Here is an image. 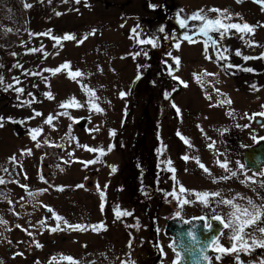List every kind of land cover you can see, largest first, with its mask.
Segmentation results:
<instances>
[{
	"label": "rangeland",
	"instance_id": "rangeland-1",
	"mask_svg": "<svg viewBox=\"0 0 264 264\" xmlns=\"http://www.w3.org/2000/svg\"><path fill=\"white\" fill-rule=\"evenodd\" d=\"M16 3L36 10L29 27L22 16L8 25ZM211 9L226 10L232 18L225 23L254 28L243 39L235 30L223 37L210 33L227 60L218 59L212 47L206 53V38L193 35L200 21L189 20L188 29L177 22L178 15L186 18L201 10L217 18L220 14ZM263 11L257 0H0V51L12 52L0 57V264H69L64 257L77 264H174L177 257L171 239L163 235L164 222L177 212L191 216L205 205L193 193H220L208 198L215 207L224 197L243 204L254 201L255 189L262 202L264 176H254L256 171L246 166L241 170L237 161L245 165L244 152L264 137V117H253L264 112V59L259 58L264 54ZM23 26L31 37L17 44L8 30L22 32ZM185 32L197 42L184 40ZM65 34L75 39L65 41ZM50 37L61 38V43ZM149 37L156 38V47L137 43ZM237 50L241 56L234 62ZM243 56L257 58L245 61ZM3 60L8 68L1 66ZM66 62L70 67L54 74ZM76 70L82 76L69 78ZM146 77L154 90L148 99L140 95ZM73 98L80 107H61ZM225 100L231 103H221ZM80 120L84 124L79 127ZM97 157L96 163H83ZM217 161H227L237 175L232 177ZM247 177L258 183L248 186L242 182ZM97 185L105 194L103 211ZM180 186L189 191L180 193ZM171 193L190 203L181 207ZM117 208H130L131 215L117 219ZM53 212L63 220L57 221ZM63 221L102 223L104 229L73 231ZM57 223L63 230L52 232ZM253 237L260 238L252 232L246 237L249 244ZM231 254L220 260L216 255L209 264H238ZM260 261L264 248L252 255L239 252L242 264Z\"/></svg>",
	"mask_w": 264,
	"mask_h": 264
},
{
	"label": "snow or ice",
	"instance_id": "snow-or-ice-1",
	"mask_svg": "<svg viewBox=\"0 0 264 264\" xmlns=\"http://www.w3.org/2000/svg\"><path fill=\"white\" fill-rule=\"evenodd\" d=\"M77 3L80 2V0H76ZM242 2V0H237V3ZM257 2L261 3L262 5H264V0H257ZM31 7V5H25V8ZM154 7V6H153ZM210 11L212 12H217L220 15L217 16V18L212 19L207 17L206 15H204L203 10L198 11L197 13L192 14L190 17H186V18H180L179 15L177 16V22L179 24V27L182 29H188L189 28V24L188 21L189 20H193V21H200V24L196 26V31L193 33V35H199V36H203L206 39L203 41L204 45H205V52L207 53V50L209 47H212L214 50H216V55L217 58L220 60H227L228 57H226L225 55H223V52L220 51L217 47V41L210 35V33H218L221 37L225 36L227 33H229L231 30H235L238 33H241V39H243V33H254V28L250 25H248L247 23L244 24H239V23H225V20H231V16L227 13L226 10H219V9H211ZM57 15H60V13H57ZM222 17V18H221ZM8 31H11L10 29ZM159 31L161 33H163L165 31V29L163 27H161L159 29ZM133 33L136 34L137 36L139 34L136 33V30L133 29ZM94 34V32L92 33ZM41 35H49L50 33H43ZM52 39L55 40L56 45H59L61 43V38L58 37H50ZM87 37H85L86 39ZM63 40L67 41V40H73L75 39L74 36H72L71 34H65L62 37ZM183 39L187 40L190 44L191 43H196L197 41L193 39V36L188 35L187 32L184 33L183 35ZM82 42V41H81ZM137 43L141 44V45H151L152 47H156L157 46V40L155 37H149V38H138L137 39ZM176 48L179 49L180 45L179 43H177ZM33 51H37L36 49H33ZM141 53H136L135 55H140ZM144 55H147V53H143ZM235 55L237 56H241L240 51H236ZM206 58H211L206 56ZM245 61L249 60V59H256L257 57H248V56H243L242 57ZM260 59H264V54H262L261 57H259ZM175 63L178 66L179 65V59L175 58ZM70 66L69 64L66 62L64 65H61L60 67L56 68L55 70H52L55 73H59L62 71V69H68ZM227 67L231 68V67H239L238 65H231L228 64ZM245 71L251 72L253 71V69L251 68H246L243 69ZM48 71V70H46ZM169 75H171V71L169 72ZM204 75H214L212 73H204ZM82 73L79 70H76L74 72H69V78L76 80L78 77H81ZM195 76V74H194ZM141 77L139 75H137L136 79L139 80ZM173 79H178V77L173 76ZM197 81L200 82V78L196 77ZM18 82V81H17ZM181 83H184L183 81H181ZM0 84H3V78L0 77ZM185 86H187L185 84ZM12 85H8V88H12ZM253 87L255 88V85H253ZM17 93H21L23 92L22 88H15L14 89ZM215 91H219V89H215ZM90 99L93 98L94 94L89 93ZM121 98H123L125 96L124 92L120 93ZM48 98L51 99V95H48ZM165 98H168V94H165ZM210 98V97H208ZM221 103H231V100H225L222 101ZM75 105L76 107H80V105L75 101V99L73 98L70 102L68 103H64L61 104V107H71ZM172 107L176 108V105L173 104ZM264 107V106H262ZM93 108L95 109L96 112H101L102 109H100L98 106L93 105ZM177 112H179V109L177 108ZM36 116L41 115L40 113H36ZM255 116H261L264 117V112L261 113H255L253 114V117ZM3 118L0 117V121H2ZM52 121V117L50 116L48 118V120L46 121V123H51ZM0 127H3V124L0 123ZM34 134L32 135V139L36 140L37 134L39 133V129L37 130H33ZM179 135V134H178ZM181 139L184 140V142L186 144H189V142L187 141L186 138L181 136ZM261 140H264V137L260 138ZM254 141H257L256 137H253ZM258 142V141H257ZM189 146H191L189 144ZM85 147V149L87 151H91V152H99L100 155H105L106 153L104 152L103 149H92V148H88V146H83ZM209 148H212L213 145L210 144L208 145ZM109 150H111V148H109ZM13 160L15 158H12ZM182 159H184L185 161L189 160L190 158L188 156H184L182 157ZM99 157H97L96 160H92V161H87V162H83L86 165L87 164H92V163H96L98 162ZM169 165L171 164L170 161L167 162ZM196 163L198 164V166L203 169L206 173L208 172V169L202 164L200 163L199 159L196 158ZM218 165L225 169V171L230 172L232 177H235L237 175L236 171H232L231 169L228 168V163L227 161L224 162H220L217 161ZM237 165L241 170H244L245 165L241 164L239 161H237ZM170 172H174L175 169L169 167L167 169ZM116 168L112 167V172H115ZM254 176L256 175V173L253 174ZM259 175L264 176V172L259 173ZM227 177H225L226 179ZM215 182V181H214ZM244 183H247L248 186L251 185H255L257 184V180H255L252 177H247L246 181H242ZM4 183L3 179H0V184ZM77 187H83V185H78ZM260 188H264V182H261L259 184ZM105 188H107V185H105ZM59 190H63L62 188ZM255 190V189H254ZM97 191L100 193V197H101V210L103 211L104 208V198H105V194L103 191L100 190L99 185H97ZM189 190L185 189L183 186H180L179 188V192L180 193H185ZM194 195L197 196V198L205 204V206L208 205V198L211 197H218L220 196V193L216 192V193H193ZM31 195V193H30ZM169 195H173L174 198H176L180 204V206L182 207L185 204L190 203L189 200L187 199H183L180 197H177L175 195V193H171ZM262 201H264V196L261 197ZM220 203H223L224 205L230 206L232 208V211L228 214V218L225 219L223 217H221L220 215H213L211 217L212 220L218 221L224 229H231L232 230V235L229 237V240L232 242L231 243V247L230 248H226L224 246H222L221 244H219L218 240L216 238H213L211 241V246L213 247V249L218 252V253H223V254H227V253H235L237 255V260H238V264H242V262H239V252L240 251H244L245 253H249L250 251L254 250L255 247H260V248H264V202H262L259 206L256 205L252 200H248L247 203L250 207H245V208H241L238 204H235L233 200H222L220 201ZM49 212H52V209H48ZM115 211V215L117 219H120L122 216H129L131 215V213L127 212V211H121L118 208L114 209ZM177 216L180 215L179 212L176 213ZM53 216L57 221H62L63 218L59 217L58 215H56L53 212ZM199 219L204 220V217H199ZM2 222V221H0ZM43 223V222H41ZM187 223V221H186ZM64 227L67 229H71L73 231H84L86 230V227H90L92 231H99V230H103L104 229V225L101 223L99 225H90V226H85V225H71L68 224L67 221H63ZM19 227V225L17 226ZM204 227L206 229H211L212 228V224L211 223H205ZM249 229L254 230L255 232L260 234V238L257 239L256 237H253L251 240V244L248 243V240L246 239V237L250 236L251 233L248 231ZM63 230L61 228L60 223H57L56 227L51 228L52 232H57V231H61ZM188 236L191 237L193 240H195V236L193 234V232L189 231L188 232ZM172 245H170L171 247ZM37 247H41V245L37 244ZM203 249L201 250V258L204 261H208L209 257L207 255L203 254ZM179 257L180 254L177 252V261H174V264H178L179 262ZM63 259L68 260L69 264H77L76 261L73 260V258L71 257H64ZM221 256L217 255L216 256V260H220ZM259 264H264V261H260Z\"/></svg>",
	"mask_w": 264,
	"mask_h": 264
},
{
	"label": "water",
	"instance_id": "water-1",
	"mask_svg": "<svg viewBox=\"0 0 264 264\" xmlns=\"http://www.w3.org/2000/svg\"><path fill=\"white\" fill-rule=\"evenodd\" d=\"M255 123H260L256 119ZM83 121H80L78 126H82ZM246 166L254 168L256 171L260 170L259 164L264 162V141L260 142L258 146L247 149L243 154ZM45 212H49L45 210ZM198 219L186 223L182 220L171 218L165 223L164 234L166 236H173L170 245L172 250L180 254L178 264H206L201 258V250L203 254L208 256L209 243L217 236L220 225L216 222H210L212 228L206 229L203 224L197 223ZM193 232L195 240L188 236V232Z\"/></svg>",
	"mask_w": 264,
	"mask_h": 264
},
{
	"label": "flooded vegetation",
	"instance_id": "flooded-vegetation-1",
	"mask_svg": "<svg viewBox=\"0 0 264 264\" xmlns=\"http://www.w3.org/2000/svg\"><path fill=\"white\" fill-rule=\"evenodd\" d=\"M260 141H262V140H260ZM260 141H258V142H260ZM257 142V143H258ZM253 147H255V146H253ZM248 148V147H247ZM247 148H245V149H247ZM264 165V163L262 164V165H260L259 167L260 168H262L263 169V166ZM246 166V165H245ZM262 169H260L258 172H255V173H257V174H259V173H261L262 172ZM250 170V169H249ZM252 172H254L253 170H252ZM227 194H229V193H227V192H225V195H227ZM252 194H253V199H254V203L256 204V205H260L262 202H264V201H262V202H260L256 197H257V193H256V190H253L252 191ZM226 198L227 197H224V199H222V200H226ZM221 199H220V201H222ZM235 204H238L241 208H245V207H250L249 205H248V203L246 202V203H241V202H238V203H236V201L234 202ZM125 204H127L128 205V202L126 201L125 202ZM203 208V209H202ZM201 211H203V212H201ZM232 211V208L230 207V206H227V205H224L223 203H221L220 205H218V206H215V207H211V204H208L207 206H205V205H203L200 209H198V210H195V213L194 214H192L191 216H186V217H179V216H177V215H174V216H172V217H170V218H175V219H179V220H182V221H184V222H186L187 221V223H189V222H191V221H193V220H196V219H198V220H200V221H198L197 223H201V224H203V227H204V225H205V223H210V222H216V223H218L219 225H220V228H219V230H218V234H217V236L215 237L218 241H222L223 243H226V244H228V245H224V247H226V248H230L231 247V241L229 240V237L232 235V230L231 229H224L223 228V226L218 222V221H215V220H212L211 219V217L213 216V215H220L221 217H223V218H225V219H227L228 218V214L230 213ZM128 212L130 213V208L128 209ZM201 212V213H200ZM199 217H204L205 219L204 220H201V219H199ZM169 220V219H168ZM167 221V220H166ZM166 221L164 222V225H165V223H166ZM205 228V227H204ZM250 233H252V232H255L254 230H252V229H249L248 230ZM255 233H257V232H255ZM163 234H164V230H163ZM258 234V237H260V234L259 233H257ZM164 236H166L165 234H164ZM166 237H168V238H170L171 240H172V237L173 236H166ZM250 241L252 240V239H249ZM171 243V242H170ZM169 243V244H170ZM210 245H209V247H208V257H209V260L207 261V263L206 264H209V261H210V258H214V256H216V255H220V256H223V257H225V256H229V257H231V256H233V254H231V253H227V254H223V253H218V252H216L214 249H213V247L211 246V242L209 243ZM223 246V245H222ZM171 249V248H170ZM262 249L263 248H260V247H255V249L254 250H252V251H250L249 252V254L250 255H252V254H257V253H259L260 251H262ZM176 255V257H177V254H175ZM177 260V259H176Z\"/></svg>",
	"mask_w": 264,
	"mask_h": 264
},
{
	"label": "trees",
	"instance_id": "trees-1",
	"mask_svg": "<svg viewBox=\"0 0 264 264\" xmlns=\"http://www.w3.org/2000/svg\"><path fill=\"white\" fill-rule=\"evenodd\" d=\"M144 1L149 2V0H144ZM35 6H37V5H35ZM14 8H15L14 10H11V11L9 10L10 11V15L13 18V20L10 21V23H8V25L12 24V22L13 23L17 22L18 18L16 16H18V17L22 16V18H24V26H25V21H26L27 25L29 27V25L31 23L30 20L33 18L32 17V13H35L36 10L35 9H33V10L30 9L31 11H26L22 4H17V3L14 5ZM262 13H263V16H264V11ZM24 26H23V29H24ZM28 30H29V28H28ZM9 34L12 35V40H14V42H16L17 44H20V42H22V40H26L27 38L31 37L29 31L25 32V29H24V31L22 30V32H20L19 29H17V28H11V31L9 32ZM11 53L12 52H10L8 50H2V51H0V57L2 56L4 58V57H7V56H10ZM237 60H239L238 56L236 58H235V56H232V61L236 62ZM2 65L5 68L6 67L8 68V64L6 62H4V60L2 61L1 66ZM147 80H148V77H146V80H145L144 84L142 85V88L140 89V95L143 96V98H147L148 96H150L151 94L154 93V90H152V87L149 86V84L147 83ZM162 83H163V78H162ZM162 83L160 82L159 83L160 87L158 86L159 87L158 93H157L158 97H160V95H159L160 92H161L160 88L163 87Z\"/></svg>",
	"mask_w": 264,
	"mask_h": 264
}]
</instances>
